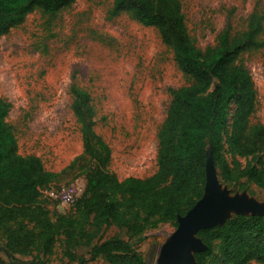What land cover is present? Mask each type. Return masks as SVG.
<instances>
[{
  "label": "rangeland",
  "instance_id": "rangeland-1",
  "mask_svg": "<svg viewBox=\"0 0 264 264\" xmlns=\"http://www.w3.org/2000/svg\"><path fill=\"white\" fill-rule=\"evenodd\" d=\"M180 2L189 36L203 50L217 45L225 31L233 36L244 33L253 14H264V0ZM112 7L113 0H75L57 15L35 11L22 25L0 37V97L12 105L7 120L17 137L19 152L38 156L50 171L60 172L83 152L80 125L71 109L73 84L90 93L96 112L95 130L111 148L110 171L123 181L128 177L146 179L157 172L158 133L166 119L172 91L194 83L178 68L172 49L162 41L157 29L142 25L126 13L113 17ZM259 41L257 49L242 52L237 60L250 71L258 93L252 124H264V29ZM232 134L230 124L222 133V160L236 179L223 178L220 160L208 148L204 194L199 199L184 198L183 210L189 211L198 201L210 199L215 185L223 197L264 209V188L240 176L245 169L256 167L264 181L263 154H240L231 143ZM85 185L84 176L71 173L53 184L52 189L44 190L50 218L54 212L70 213ZM119 199L118 195L111 197L113 204ZM239 214L254 215L222 209L207 228L223 225ZM185 215L176 221L146 226L139 232L143 223L140 213L131 220L124 219L123 222L130 220L128 225H112L90 244L76 248H69L65 236H59L50 251L35 246L29 255H16L18 263L14 264L39 260L47 264H81V258L85 260L83 264H112L104 257H93L92 249L113 238L130 242L147 263L157 264L162 246ZM5 244L0 228V247ZM220 248L221 241H214L204 264H222ZM207 250L206 245L203 252ZM0 256L13 264L4 252Z\"/></svg>",
  "mask_w": 264,
  "mask_h": 264
},
{
  "label": "trees",
  "instance_id": "trees-1",
  "mask_svg": "<svg viewBox=\"0 0 264 264\" xmlns=\"http://www.w3.org/2000/svg\"><path fill=\"white\" fill-rule=\"evenodd\" d=\"M74 2L0 0V37L22 25L35 11L57 15ZM123 13L157 29L172 49L178 68L194 81L172 91L158 133V170L146 179H117L109 168L111 148L95 130L92 97L73 84L71 109L80 125L83 152L60 172L50 171L38 156L19 152L17 137L7 120L12 105L0 97V228L6 237L0 252L13 264L18 263L16 255H29L35 246L50 251L59 236H65L69 248L90 244L102 230L126 226L140 213L143 223L139 232L146 226L176 221L188 212L183 210L184 198L199 199L204 194L208 148L220 160L223 178L236 179L222 160V133L230 124L233 147L242 155L261 153L264 158V124L251 123L257 89L250 71L237 62L242 52L261 45L264 14H253L244 33L233 36L225 31L217 45L203 50L189 36L180 0H113L111 15ZM71 173L84 176V193L70 213L54 212L51 219L43 191ZM240 176L264 188L256 167L245 169ZM113 195L120 196L115 204ZM127 217L130 220L123 222ZM197 236L208 246L207 252L194 254L197 264H204L216 240L221 241L222 264H264V216L239 214L223 225L200 230ZM92 256L104 257L112 264H149L130 242L115 238L96 244ZM70 258L76 260L73 255ZM79 261L85 262L82 258ZM0 264L9 263L0 256ZM31 264L47 263L39 260Z\"/></svg>",
  "mask_w": 264,
  "mask_h": 264
},
{
  "label": "water",
  "instance_id": "water-1",
  "mask_svg": "<svg viewBox=\"0 0 264 264\" xmlns=\"http://www.w3.org/2000/svg\"><path fill=\"white\" fill-rule=\"evenodd\" d=\"M210 199L198 201L185 216L179 218L178 229L162 246L157 264H194L195 252H203L205 243L197 236L198 232L207 228L210 220L219 210L230 208L264 216V209L245 201L230 199L220 195L215 185Z\"/></svg>",
  "mask_w": 264,
  "mask_h": 264
},
{
  "label": "built area",
  "instance_id": "built-area-1",
  "mask_svg": "<svg viewBox=\"0 0 264 264\" xmlns=\"http://www.w3.org/2000/svg\"><path fill=\"white\" fill-rule=\"evenodd\" d=\"M68 201H71L70 199H68Z\"/></svg>",
  "mask_w": 264,
  "mask_h": 264
}]
</instances>
